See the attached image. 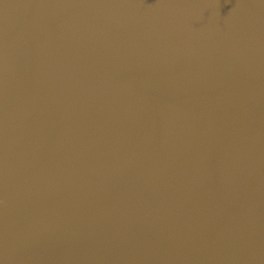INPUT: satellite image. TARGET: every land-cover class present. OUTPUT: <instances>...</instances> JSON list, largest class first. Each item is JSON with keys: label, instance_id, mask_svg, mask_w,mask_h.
I'll list each match as a JSON object with an SVG mask.
<instances>
[{"label": "water", "instance_id": "water-1", "mask_svg": "<svg viewBox=\"0 0 264 264\" xmlns=\"http://www.w3.org/2000/svg\"><path fill=\"white\" fill-rule=\"evenodd\" d=\"M0 264H264V0H0Z\"/></svg>", "mask_w": 264, "mask_h": 264}]
</instances>
